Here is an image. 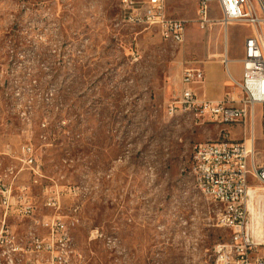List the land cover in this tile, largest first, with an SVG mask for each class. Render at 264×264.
<instances>
[{"label":"rangeland","instance_id":"374dc122","mask_svg":"<svg viewBox=\"0 0 264 264\" xmlns=\"http://www.w3.org/2000/svg\"><path fill=\"white\" fill-rule=\"evenodd\" d=\"M197 2L167 0L187 22L177 46L129 23L120 0H0V152L11 145L17 157L32 144L42 177L34 184L25 171L19 183L31 185L36 219L55 214L47 198L59 200L83 264H213L214 246L231 236L192 174L194 146L220 140L224 127L168 108L185 68L233 56L251 27L226 32L216 6L201 29ZM180 5L184 14L171 13ZM256 133L261 167L259 119ZM249 185L251 230L264 244V185ZM13 216L8 225L23 234L29 221Z\"/></svg>","mask_w":264,"mask_h":264},{"label":"built area","instance_id":"2783aa9c","mask_svg":"<svg viewBox=\"0 0 264 264\" xmlns=\"http://www.w3.org/2000/svg\"><path fill=\"white\" fill-rule=\"evenodd\" d=\"M258 3L260 9L253 0H198L197 23L201 29L213 24L214 4L222 14L224 29L239 23L251 27L252 34L244 47L243 80L239 84L243 98L239 101L226 98L222 102L200 99L194 85L204 82V70L188 67L183 71L181 93L168 108L170 116L184 112L217 125L242 124L251 132L248 139L238 142L223 131L220 140L199 143L193 148L192 174L196 187L205 190L220 207L218 225L231 231L229 240L214 246L213 264H264V257L254 256L264 244L257 243L252 233L249 200L250 178L264 185V166L258 167L255 161L258 110L264 132V1ZM120 6L129 23L157 27L163 40L177 46L185 44L187 22L168 14L167 0H120ZM0 156L22 163L21 167L10 166L0 171V264H83L70 234L71 222L64 221L59 213V200L47 198L45 207L55 214L36 219L31 185L19 183L25 171L30 172L34 184L42 177L32 144L22 146L17 157L11 145H6ZM11 214L17 220L29 221L23 234L8 225ZM40 229L45 233L41 234Z\"/></svg>","mask_w":264,"mask_h":264},{"label":"crops","instance_id":"0c3cea01","mask_svg":"<svg viewBox=\"0 0 264 264\" xmlns=\"http://www.w3.org/2000/svg\"><path fill=\"white\" fill-rule=\"evenodd\" d=\"M184 6V5H183ZM172 7L171 13L175 14H184L182 12V7ZM217 5L212 6L211 18H213V13L215 7ZM198 7V2H197ZM168 14H170L167 4ZM231 26V25H230ZM229 26V27H230ZM229 27L226 30L228 31ZM252 34V30L250 31ZM246 36L242 48L234 53L229 55L228 51L226 52V56L223 60H214L210 62H205L203 64L202 69L205 73L204 82L201 84L194 85V91L198 95L200 99L214 101V102H222L226 98H231L234 101H239L243 98V91L241 90L239 84L243 80V59H244V47L246 39L251 35ZM227 60V63L224 61ZM259 119L261 125V140L264 142V132L261 120V114L259 110L256 115V123ZM224 127L223 131L230 134L231 139L236 141V137L239 135L244 136L243 139H248L251 135L250 129L242 124H231V125H221ZM255 137L257 138L256 128H255ZM25 223V221H22ZM27 223V221H26Z\"/></svg>","mask_w":264,"mask_h":264},{"label":"bare ground","instance_id":"6f19581e","mask_svg":"<svg viewBox=\"0 0 264 264\" xmlns=\"http://www.w3.org/2000/svg\"><path fill=\"white\" fill-rule=\"evenodd\" d=\"M262 1V0H261ZM200 192H201V194H203L205 197H209L208 195H207V193L205 192V190H203V189H198ZM250 191V190H249ZM260 244V243H259Z\"/></svg>","mask_w":264,"mask_h":264}]
</instances>
